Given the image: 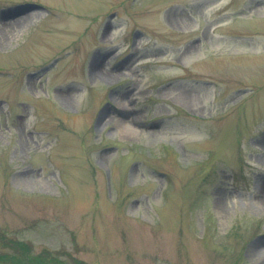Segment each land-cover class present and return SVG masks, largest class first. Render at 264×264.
Wrapping results in <instances>:
<instances>
[{
  "label": "rangeland",
  "instance_id": "obj_1",
  "mask_svg": "<svg viewBox=\"0 0 264 264\" xmlns=\"http://www.w3.org/2000/svg\"><path fill=\"white\" fill-rule=\"evenodd\" d=\"M0 264H264V0H0Z\"/></svg>",
  "mask_w": 264,
  "mask_h": 264
},
{
  "label": "bare ground",
  "instance_id": "obj_2",
  "mask_svg": "<svg viewBox=\"0 0 264 264\" xmlns=\"http://www.w3.org/2000/svg\"><path fill=\"white\" fill-rule=\"evenodd\" d=\"M22 21H23V18H18V19H14L12 22H9V24L19 26ZM9 24H7V25H9ZM118 123L119 124L116 125V128H124V129L128 128V126H124L122 122L119 121Z\"/></svg>",
  "mask_w": 264,
  "mask_h": 264
},
{
  "label": "trees",
  "instance_id": "obj_3",
  "mask_svg": "<svg viewBox=\"0 0 264 264\" xmlns=\"http://www.w3.org/2000/svg\"><path fill=\"white\" fill-rule=\"evenodd\" d=\"M54 260H56V259H54ZM58 261V260H57Z\"/></svg>",
  "mask_w": 264,
  "mask_h": 264
}]
</instances>
